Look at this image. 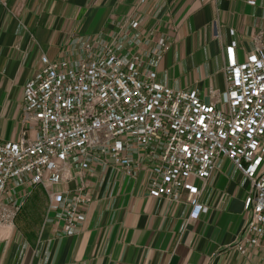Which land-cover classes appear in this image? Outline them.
Listing matches in <instances>:
<instances>
[{"label": "crops", "instance_id": "0c3cea01", "mask_svg": "<svg viewBox=\"0 0 264 264\" xmlns=\"http://www.w3.org/2000/svg\"><path fill=\"white\" fill-rule=\"evenodd\" d=\"M260 28L264 0H0V141L29 128L24 86L43 67L42 55L88 58L109 41L117 54L140 53L150 64L164 35L158 79L210 100V88L226 85L227 45L236 40L237 58L246 59ZM67 176L57 188L86 181L92 198L80 230L64 234L48 213L46 190L27 185L13 222L0 225V264H264L262 250L244 255L233 246L248 220L250 182L227 157L205 182L200 201L210 209L198 217L185 190L180 201L150 196L144 170L130 176L93 161L86 169L71 163Z\"/></svg>", "mask_w": 264, "mask_h": 264}, {"label": "built area", "instance_id": "2783aa9c", "mask_svg": "<svg viewBox=\"0 0 264 264\" xmlns=\"http://www.w3.org/2000/svg\"><path fill=\"white\" fill-rule=\"evenodd\" d=\"M213 28L218 36L217 23ZM254 41L244 60L237 58L236 40L227 45L226 85L210 88V100L196 88L158 79L155 63L167 47L164 35L150 64L140 53L128 59L117 54L109 41L104 51L91 48L88 58L42 55L43 67L24 86L29 128L16 140L0 141V225L13 222L25 186H42L48 213L61 221L64 234L77 233L92 200L87 182L74 189L57 186L68 179L71 163L86 169L93 161L130 176L144 170L153 197L180 201L185 190L191 215L198 217L210 209L200 195L224 156L250 182L248 220L233 246L244 255L251 249L264 253L263 29Z\"/></svg>", "mask_w": 264, "mask_h": 264}, {"label": "rangeland", "instance_id": "374dc122", "mask_svg": "<svg viewBox=\"0 0 264 264\" xmlns=\"http://www.w3.org/2000/svg\"><path fill=\"white\" fill-rule=\"evenodd\" d=\"M19 211V210H18Z\"/></svg>", "mask_w": 264, "mask_h": 264}]
</instances>
